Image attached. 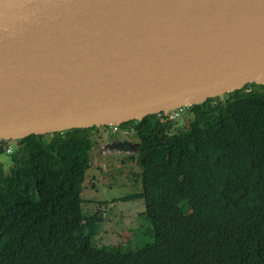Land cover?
I'll list each match as a JSON object with an SVG mask.
<instances>
[{
  "label": "trees",
  "instance_id": "obj_1",
  "mask_svg": "<svg viewBox=\"0 0 264 264\" xmlns=\"http://www.w3.org/2000/svg\"><path fill=\"white\" fill-rule=\"evenodd\" d=\"M188 108L186 126L119 124L138 139L142 190L113 199L144 200L136 246L98 244L104 212H84L97 126L1 139L0 155L15 148L9 172L0 160V264H264V84Z\"/></svg>",
  "mask_w": 264,
  "mask_h": 264
},
{
  "label": "water",
  "instance_id": "obj_2",
  "mask_svg": "<svg viewBox=\"0 0 264 264\" xmlns=\"http://www.w3.org/2000/svg\"><path fill=\"white\" fill-rule=\"evenodd\" d=\"M264 84V0H0V140Z\"/></svg>",
  "mask_w": 264,
  "mask_h": 264
},
{
  "label": "rangeland",
  "instance_id": "obj_3",
  "mask_svg": "<svg viewBox=\"0 0 264 264\" xmlns=\"http://www.w3.org/2000/svg\"><path fill=\"white\" fill-rule=\"evenodd\" d=\"M187 110L176 118L181 126L188 125L192 118L189 108ZM92 139V166L86 174L82 197L87 215L98 210L104 212V231L97 236V243L109 245L130 240V245L136 246L149 241L146 219L142 215L144 200H113L142 190L136 149L138 139L134 131L120 128L115 131L112 126L101 125L94 129ZM0 160L9 172L13 166L11 155L3 153ZM100 201L106 203L100 204Z\"/></svg>",
  "mask_w": 264,
  "mask_h": 264
},
{
  "label": "built area",
  "instance_id": "obj_4",
  "mask_svg": "<svg viewBox=\"0 0 264 264\" xmlns=\"http://www.w3.org/2000/svg\"><path fill=\"white\" fill-rule=\"evenodd\" d=\"M187 106L188 105H183V106H180V107L172 110L170 112V116L172 118H177V116L181 115V113L185 110V108ZM110 126H112L113 127V130H115V131L119 129V124H113V125H110ZM13 150H14L13 146L9 143L8 146H7V148H6V153L7 154H10V153L13 152Z\"/></svg>",
  "mask_w": 264,
  "mask_h": 264
}]
</instances>
